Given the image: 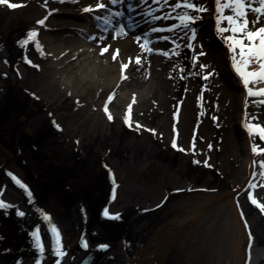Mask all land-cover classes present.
<instances>
[{
	"label": "rangeland",
	"instance_id": "1",
	"mask_svg": "<svg viewBox=\"0 0 264 264\" xmlns=\"http://www.w3.org/2000/svg\"><path fill=\"white\" fill-rule=\"evenodd\" d=\"M11 2L21 6L10 9L0 4V201L14 207L0 208V264H36L39 257L29 233L37 227L43 247L40 264H57L58 259L59 264H78L89 253L94 254L90 264L152 263L164 234L180 228L159 264H231L230 244L237 236L227 192L233 193L232 201L237 202L245 224L243 264H264V176L258 165L264 154L252 153L255 179L244 184L245 158L238 138L245 133V120L264 125V105L261 96L246 95L244 114L237 121L231 89L234 71L228 58L219 60L214 52L218 42L214 0H192L206 9L198 13L192 49L187 48V40L179 39L180 29L162 31L181 44L180 55L168 56L171 59L166 58L157 70L167 92L161 98L156 89L146 92L142 104L136 99L151 81L158 53H142L128 76H123V89L109 90V85L100 103L89 90L71 91L54 73L53 45L68 50L69 41L83 38L79 31L63 28L62 19L68 18L64 11L71 6L58 8L56 0ZM162 2L170 18L186 10L172 7L177 0ZM49 15L53 17L50 26L46 25ZM246 18L251 30L264 26V17L254 12L249 11ZM42 19L43 25L38 23ZM81 20L70 25L83 28ZM92 22L90 32L98 29L93 37L100 42L96 46L110 44L115 49L131 36L122 32L121 25L106 31L107 27ZM209 27L210 33L206 32ZM33 30L35 41L21 47L18 42ZM47 38L54 44L44 42ZM193 55L198 57L195 66ZM25 56L31 63L25 62ZM200 65H205L203 70ZM9 94L28 105L26 113H11L10 123L1 113ZM129 112L131 127L123 123ZM245 137L250 148L252 144L264 147L258 137ZM173 139L184 151L171 147ZM60 164L74 172L62 184V190L77 187L74 202L66 200L65 193L48 190L43 174ZM16 180L31 193V202ZM249 194L261 206L254 205ZM89 198L102 202L101 209L107 208L110 215H119L117 231L97 224ZM17 210L25 215L17 216ZM45 215L50 223L43 219ZM51 226L58 230L62 257L52 252ZM82 235L87 250L81 247ZM101 245L107 248L94 251Z\"/></svg>",
	"mask_w": 264,
	"mask_h": 264
},
{
	"label": "bare ground",
	"instance_id": "2",
	"mask_svg": "<svg viewBox=\"0 0 264 264\" xmlns=\"http://www.w3.org/2000/svg\"><path fill=\"white\" fill-rule=\"evenodd\" d=\"M28 2L30 1H27L26 3L24 2V4H27ZM56 4L59 5L58 8L63 7V5L71 6L69 10L64 11L68 14V18L62 19L64 25L63 28H66L67 30L75 29L80 32L79 34L83 38H74L72 41H69L71 48L68 50H59L61 46L55 45L54 40L52 38H47V40L43 39L44 42L47 41L48 43L55 45H53L52 48V50L54 51L55 59L57 60L55 65L53 66L54 73L60 75V79L66 83L67 88H69L71 91L85 93L89 90L90 92H92L91 98L93 96H97V98H100V103L102 102L105 93L108 91H106V89L109 87V85H111L109 90L114 87L115 89L122 90L123 86L126 85L125 80H122L124 79L123 76H128L129 68L134 65L135 62H138L140 60L141 54L144 53L141 51L139 44L142 42L143 34L145 32L149 33V39L156 41L149 45V47L153 49L155 53H157L156 50H161V52H163L168 51L173 47L171 44V40H173V38L169 39L168 41H161L157 38L166 34L162 31H151V29L153 28L166 29L172 23L176 22L171 18L167 20L151 19V16H162L164 14V2H162V0H143V3H141V0H117L115 4H113L111 0H101L99 4L104 5V8L101 10H96L97 3L91 4L90 0H76L75 3H72L71 0H56ZM85 7H91L94 11L92 13H83V9ZM117 12L122 13V15L115 16L114 14ZM148 13H151V15H149ZM97 16L101 17V20H96ZM107 16L113 17L114 24L112 27H114V25L117 26V24H119V28L120 24H122L125 30L128 31L129 34H131L130 37L124 38L122 41H120L121 44H119V47L115 49L111 48L110 44H105V46H99L97 44L98 46H96L95 42H100H97L96 39H94L93 37L94 34L98 33V29L94 30L93 32H90L93 24L92 19L95 20L94 23H96L97 26L103 28L102 26H107L103 23V18ZM137 17L143 20V22H133V19ZM49 18H53L52 15H49L46 19V25L48 26L52 25V23H49ZM81 19L85 21L80 25L83 28H73L71 26L72 24H76L77 21H82ZM121 20H123L122 23ZM128 25H132L133 27L129 28ZM135 26H141V29L143 31H139L138 28ZM208 31L209 33L211 32L210 27L206 29V32ZM72 32L75 33L74 31ZM138 35L142 37L140 41H137L135 39V37ZM214 46V52L216 54V57L219 58V60L220 58L225 59V57H227V52L224 44L215 41ZM113 49L116 51H113ZM109 54L111 56H108ZM166 58L169 57H165L159 53L155 55L153 59L154 68L152 70V77L150 79L151 81L139 90V94L136 99L138 100V104H142L144 102V95L146 94V92H151L156 89L160 98L161 93L165 94L164 92H167L165 84L166 82L163 81V79L161 78L158 79L159 71H157L160 67L159 65H165ZM249 70H258V65H250ZM231 77H235V81L234 83H232L231 89L233 90V102H235L238 107L236 117L237 121H239L240 116L244 114L243 106L247 94L246 92L244 93V88L240 83L239 78H237L233 74H231ZM252 85H254L257 91L260 89H264V81L257 80L253 83H250L249 86ZM261 99L264 100V97H262ZM116 106L118 107L119 104H117ZM241 134L242 135L239 134L238 138L240 141V147L243 151V155L245 158V165L243 169V182L245 183L251 177V170L253 167V160L255 156L252 154L251 148L247 143V139L245 137L248 135L247 132H241ZM261 161L264 160L261 159L259 161V166ZM248 162L249 164L246 167V163ZM262 170L264 171V169ZM225 196L230 199L232 210L235 214L234 218L232 219V223L237 236L232 240V245L230 244V251H232V254L234 256L231 264H243L245 247L247 246L245 224L242 221V215L237 206V202L232 201L233 193L227 192ZM215 198L219 199L221 197L218 196ZM178 230L179 231L171 230L168 233L164 234V237L160 240V245L155 250L153 262H150L148 264H159L161 258L168 251L170 244L174 241L175 237L179 234L182 228ZM163 242L164 245H162ZM252 262L253 261H249L248 263L254 264Z\"/></svg>",
	"mask_w": 264,
	"mask_h": 264
},
{
	"label": "snow or ice",
	"instance_id": "3",
	"mask_svg": "<svg viewBox=\"0 0 264 264\" xmlns=\"http://www.w3.org/2000/svg\"><path fill=\"white\" fill-rule=\"evenodd\" d=\"M72 3H75L76 0H71ZM113 4L117 2V0H111ZM167 2V0H166ZM215 2V15L213 17L215 22V33L218 38H220L224 44V46L227 49L228 58L230 60V67L234 71L235 75L239 78L240 83L242 84L244 90L246 91V94L248 97H256L261 96L264 97V89L260 90H253L252 87H250V83H253L257 80L264 81V26L257 27L255 30H251L249 28V21L247 20V14L249 11L254 12L259 17H264V0H214ZM141 3H143V0H141ZM0 4L6 5L8 8H16L21 5H18L16 3H12L11 0H0ZM258 5V6H256ZM174 9H186L185 11L180 12V14L175 15L171 17L176 22L172 23L169 27L166 29L161 28H153L151 29L152 32H158V31H168L173 32L176 29H180L182 35H180V40H187V48L192 49L193 48V41L196 39V21L200 19V16L198 13L204 12L206 9L197 6L195 3L192 2V0H177V3L172 6ZM104 8L103 4H97L96 10H101ZM94 10L91 7H85L83 9V12L85 13H92ZM228 13V14H226ZM151 15V13H148ZM115 16L122 15V13H115ZM169 14L165 13L162 16H151L152 20H160V19H169ZM96 20H101V17L97 16ZM39 24L43 25L44 20L38 21ZM103 23L107 25L106 31L111 29L114 20L112 16H107L103 18ZM226 24L227 27H224L223 25ZM129 28L133 27L132 25H128ZM122 32H125V28L121 26ZM225 33H228L225 35ZM37 36L36 31H29L27 33V38L19 41V45L21 47H24L27 45V43L32 40L35 41V38ZM135 39L137 41H140L142 39L141 36H136ZM161 41H168L170 38L166 35L160 36L157 38ZM156 41L149 39V33L145 32L143 34L142 42L139 44V47L142 52L145 53H152L153 49L149 47L151 43H154ZM172 48L168 51L156 50L157 53L162 54L165 57H168L169 55L179 56L181 48V44L173 39L171 40ZM35 47L38 48V42H35ZM200 55H204V53H200ZM25 62L31 63L25 56ZM198 57L193 55L192 57V63L193 66H195L196 61ZM250 65H258V70H249ZM205 65H200V68L203 70ZM180 71L183 72L185 69L183 67H180ZM208 75H211V73H208L203 78L207 79ZM260 104L264 105V100L260 101ZM111 120V117H109ZM215 120L216 118L213 117ZM123 123L126 126L131 127L132 120H131V112H129L123 119ZM54 124V123H53ZM54 126L57 128V130H60L57 125L54 124ZM140 125L137 124V128H139ZM242 127L247 132L248 136L250 138L258 137L259 141L264 142V125L261 124H254L247 120L242 123ZM154 131V130H150ZM171 147L173 149H177L179 151H184L182 148H178V145L176 143V140L173 139ZM194 147V146H193ZM251 152L256 153H264V147H258L257 144L251 145ZM194 163H198L195 162ZM261 169H264V161L260 162ZM11 175V174H9ZM255 175V173H253ZM261 175H264V172L261 173ZM15 179V178H13ZM16 183L20 185L21 188H24L29 200L31 202L32 197L31 193L28 192L26 189V186L21 184L18 180H16ZM114 183V182H113ZM251 186V185H250ZM249 200L256 206H261L253 197L251 194H249ZM14 207L11 205H5L2 201H0V208H9ZM83 211V209H82ZM17 216H24L25 214L23 212H20L17 210L16 212ZM102 216L107 219L112 220H118L120 219L119 215H110L107 208H105L102 212ZM43 219L46 222L50 223L48 216H43ZM50 236L53 240V247L52 252L57 257H62L65 253L63 251L62 244H60V238L58 230L51 226L49 229ZM32 247L38 254V259L36 264H40V259L43 257V247H42V240L41 235L39 232V228L37 227L35 230L31 231L29 233ZM81 247H83L85 250H87V243L83 239V235L81 237ZM107 248V245H101L98 247V250H105ZM91 256L85 259L83 264H90ZM19 264V262H18ZM57 264H59V259L57 260Z\"/></svg>",
	"mask_w": 264,
	"mask_h": 264
},
{
	"label": "trees",
	"instance_id": "4",
	"mask_svg": "<svg viewBox=\"0 0 264 264\" xmlns=\"http://www.w3.org/2000/svg\"><path fill=\"white\" fill-rule=\"evenodd\" d=\"M27 107H28L27 102L20 100L19 98H17V96L9 94L5 98L4 102H2L1 113L3 114V116H5L4 119L6 120V122L7 121L9 122V120L12 119L11 113L18 114L19 112L21 113V111L26 113ZM72 174H74V172L70 171V168H68L67 165L65 164H60L56 168H53V169L51 168V170H46L43 176L49 182L48 184L49 192L55 193V191H58L57 194H62V195L65 193L64 198L71 202H74L75 199L77 200V197L73 195L74 192L77 194V191H76L77 187H75L76 190L75 188H69L68 190L65 188V190H62L63 189L62 184L65 182L67 178L68 179L72 178L73 177ZM89 199H88V202H89L90 210L94 213L92 218L95 219V217L97 216L96 217L97 224L106 231H108V229L114 230V232L117 231L119 228H117L116 221H111L107 219L105 220V219H101L100 217H98L99 214L101 215V207H102L101 205L102 204L100 203L102 202H100L98 199L97 201L96 199H90V200Z\"/></svg>",
	"mask_w": 264,
	"mask_h": 264
},
{
	"label": "water",
	"instance_id": "5",
	"mask_svg": "<svg viewBox=\"0 0 264 264\" xmlns=\"http://www.w3.org/2000/svg\"><path fill=\"white\" fill-rule=\"evenodd\" d=\"M93 253H89L87 256H85L78 264H83V262L85 261L86 258H88L89 256H91V261H92V258H93ZM90 261V263H91Z\"/></svg>",
	"mask_w": 264,
	"mask_h": 264
}]
</instances>
